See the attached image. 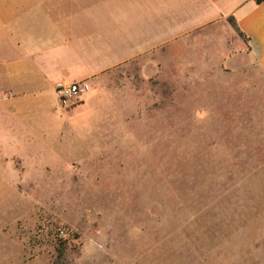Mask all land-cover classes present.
<instances>
[{
	"label": "rangeland",
	"instance_id": "1",
	"mask_svg": "<svg viewBox=\"0 0 264 264\" xmlns=\"http://www.w3.org/2000/svg\"><path fill=\"white\" fill-rule=\"evenodd\" d=\"M168 45L110 72L100 156L4 174L0 264H264V76Z\"/></svg>",
	"mask_w": 264,
	"mask_h": 264
},
{
	"label": "crops",
	"instance_id": "2",
	"mask_svg": "<svg viewBox=\"0 0 264 264\" xmlns=\"http://www.w3.org/2000/svg\"><path fill=\"white\" fill-rule=\"evenodd\" d=\"M168 44L264 76V0H0V190L20 160L100 156L110 72L140 62L147 78ZM81 80L93 88L64 109L56 86Z\"/></svg>",
	"mask_w": 264,
	"mask_h": 264
},
{
	"label": "built area",
	"instance_id": "3",
	"mask_svg": "<svg viewBox=\"0 0 264 264\" xmlns=\"http://www.w3.org/2000/svg\"><path fill=\"white\" fill-rule=\"evenodd\" d=\"M91 89V84L87 80L74 81L68 84H58L55 92L63 108L75 106L82 102L83 97ZM60 234H66L65 229L60 230Z\"/></svg>",
	"mask_w": 264,
	"mask_h": 264
},
{
	"label": "trees",
	"instance_id": "4",
	"mask_svg": "<svg viewBox=\"0 0 264 264\" xmlns=\"http://www.w3.org/2000/svg\"><path fill=\"white\" fill-rule=\"evenodd\" d=\"M258 2H260L261 0H257ZM230 22L235 26L236 24H235V22H234V20L232 19V18H230ZM240 32V31H239ZM240 34L242 35L243 33L242 32H240Z\"/></svg>",
	"mask_w": 264,
	"mask_h": 264
}]
</instances>
